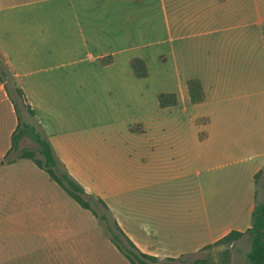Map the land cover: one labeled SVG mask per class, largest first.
Here are the masks:
<instances>
[{
	"label": "crops",
	"instance_id": "crops-1",
	"mask_svg": "<svg viewBox=\"0 0 264 264\" xmlns=\"http://www.w3.org/2000/svg\"><path fill=\"white\" fill-rule=\"evenodd\" d=\"M6 1L0 0V55L11 71L13 89L23 91L20 99L29 112L24 116L9 94L10 82L0 79L2 175L18 160L28 159L3 160L28 147L30 139L21 136L17 149L11 150V135L20 119L49 141L68 174L106 204L143 253L177 259L231 230L250 227L255 204L264 202V180L259 179L264 174V0H158L168 58L178 79L173 91L178 101L167 107L157 101V107L148 106L140 116V128L129 127L130 152L124 157L129 169L114 179L99 175L112 183L108 194L86 178V165L73 155L81 151V143L70 132H58L68 127L67 119L49 118L44 109L50 104L44 91L53 89L54 80L35 74L48 67L29 72L24 67L30 59L85 51L98 60L89 46L122 40L124 13L126 24L133 25L145 0H40L51 5L35 9L25 0ZM15 9L18 14L11 13ZM193 77L201 81L205 95L198 103H192L187 92L186 81ZM42 121L57 123L58 129L42 128ZM33 166L36 175L41 168ZM53 239L47 237L48 242Z\"/></svg>",
	"mask_w": 264,
	"mask_h": 264
},
{
	"label": "rangeland",
	"instance_id": "rangeland-1",
	"mask_svg": "<svg viewBox=\"0 0 264 264\" xmlns=\"http://www.w3.org/2000/svg\"><path fill=\"white\" fill-rule=\"evenodd\" d=\"M23 1L6 2L20 4ZM25 2L32 5L31 9L51 5L40 0ZM157 7L158 0H145L133 25L126 24L127 13H124L122 40L108 39L105 43L99 40L95 46H89L92 56L99 55L98 60L88 57L85 51L54 59H30L24 67L28 72L48 67L35 74L46 81L54 80L53 89L44 91L50 100L44 109L49 118L58 119L60 115L67 119L68 127L58 132H70L81 143V151H74L73 155L86 165H83L86 178L103 194L111 192L112 183L100 180L99 175H112L114 179L115 175L122 177L124 169H129L124 160L130 152L129 129L141 127L138 122L144 119L140 116L148 106L157 107L158 94L178 88L177 74L167 53L169 42L162 31V16ZM11 13L18 14L19 10ZM107 29L110 33V27ZM103 50L108 53L103 54ZM136 57L145 61L146 77L132 73L130 59ZM103 65L107 67L104 69ZM0 77L10 82L9 94L24 116L27 115L28 108L13 89L11 71L1 55ZM2 105L5 107V103ZM39 124L42 128L58 129V124L51 121ZM28 147L35 149V142L28 140ZM19 150L14 149L15 152L6 154L3 160L14 159ZM35 153L43 159L37 151ZM33 165L32 160H18L5 175H2L4 170L0 171V264H129L110 236L116 234L120 244L128 245L116 230L110 212L94 194L85 192L81 196L98 216L78 206L45 170L41 169L36 175L31 173ZM56 168L58 175L65 170L62 164ZM259 179L264 180V174L260 173ZM101 214L107 218L100 219ZM48 236L54 237L53 243L47 241ZM249 249L250 240L243 235L230 245L214 244L182 255L172 263L191 264L197 258H204L205 264H247Z\"/></svg>",
	"mask_w": 264,
	"mask_h": 264
},
{
	"label": "trees",
	"instance_id": "trees-1",
	"mask_svg": "<svg viewBox=\"0 0 264 264\" xmlns=\"http://www.w3.org/2000/svg\"><path fill=\"white\" fill-rule=\"evenodd\" d=\"M130 67L132 73L136 77L147 76V68L143 59L138 57L131 58ZM0 79L2 78L0 77ZM186 86L188 96L192 103H198L204 100L205 95L203 87L201 81L198 78H189L186 81ZM15 91L19 97H23V91L20 88L17 87ZM177 101L178 97L174 92L158 94V104L160 107L176 105ZM14 104L17 111V103H15V101ZM21 136H27L33 142H35L36 148H21L17 158L31 159L39 168L45 170L48 173L50 179L55 181L76 203H78L82 208L92 211L95 216H98L97 213L92 209L90 203L81 196V194L85 193V189L79 183H77L66 170H64L60 175L57 174L56 166L61 163L54 156L49 141L36 129V127L32 124L19 120L15 131L11 135V150L17 149L18 140ZM36 151L42 155L43 159L36 157ZM95 197L104 206V208L108 210L106 204L97 196ZM99 218L104 220L107 218V216L101 214L99 215ZM113 223L116 230L124 238L128 247L119 243L120 239L116 234H112L110 239L118 248V250L121 251L128 259L129 264H173L172 261L175 260L174 258L167 257L164 260H161L156 256L141 252L123 233L114 219ZM243 235H247L250 240V249L246 254L248 259L247 264H264V202H258L255 204L251 215V225L245 231L231 230L214 243L208 244L205 247H209L214 244L230 245ZM205 262L206 259L197 258L193 260L191 264H205Z\"/></svg>",
	"mask_w": 264,
	"mask_h": 264
}]
</instances>
